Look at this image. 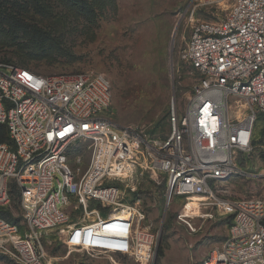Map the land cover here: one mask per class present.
Wrapping results in <instances>:
<instances>
[{"label": "built area", "instance_id": "2783aa9c", "mask_svg": "<svg viewBox=\"0 0 264 264\" xmlns=\"http://www.w3.org/2000/svg\"><path fill=\"white\" fill-rule=\"evenodd\" d=\"M218 2L232 5L221 19L195 22L178 54L197 80L182 110L171 102L164 140L111 121L103 73L45 76L0 63V124L13 145L0 143V208L15 182L22 210V225L0 218V250L17 264H53L41 238L60 228L69 251L131 254L141 215L131 208L116 218L118 183L129 187L148 169L166 177L167 204L182 198L190 208L176 216L189 232L196 220L229 218L226 238L202 264H264V198L227 200L214 189L248 176L238 158L252 151L264 114V0ZM78 144L84 170L82 154L72 162ZM69 208L83 222L71 223Z\"/></svg>", "mask_w": 264, "mask_h": 264}, {"label": "rangeland", "instance_id": "374dc122", "mask_svg": "<svg viewBox=\"0 0 264 264\" xmlns=\"http://www.w3.org/2000/svg\"><path fill=\"white\" fill-rule=\"evenodd\" d=\"M231 5L218 0H37L9 32L1 57L45 76L105 74L111 84V121L120 127L137 126L149 138L164 140L170 130L171 102L182 110L197 80L178 57L192 25L223 18ZM79 145L71 157L75 164L82 154L78 166L84 170L88 155L79 151ZM242 157L238 162L248 176L216 185L220 198H264V118L256 123L252 151ZM118 185L124 193L123 209L141 215L135 223L134 251L129 255L69 251L60 228L41 238L53 264H202L228 234V222L219 214L213 220H196V233L179 224L177 214L191 211L182 198L167 204L164 174L148 169L129 187L126 182ZM68 212L71 223L83 222L70 208ZM1 214L22 225L19 196L11 195ZM0 264L17 263L0 250Z\"/></svg>", "mask_w": 264, "mask_h": 264}, {"label": "trees", "instance_id": "16d2710c", "mask_svg": "<svg viewBox=\"0 0 264 264\" xmlns=\"http://www.w3.org/2000/svg\"><path fill=\"white\" fill-rule=\"evenodd\" d=\"M35 2H37V0H0V63L11 64L10 62L6 61V58L1 57L3 55L4 46L6 47L5 43L8 40L9 32H11L13 29H15L19 25L18 22H19V19H21V17H26L30 13V9L32 8H30L29 5ZM26 69H29V68H26ZM262 118H264V114L259 115L258 120ZM254 139H255V133H254ZM254 139H253V144H254ZM0 143L8 144L11 147L13 146L12 141L9 138V134H8V130L6 126L2 124H0ZM239 157L241 158L242 156H239ZM9 194H10V197L12 195V196H19L20 198L19 189L17 185L15 184V182L10 183ZM2 209L4 208H0V218L5 219L1 216ZM226 220L229 226V221H230L229 218H227ZM7 221L17 224L14 221H10V220H7Z\"/></svg>", "mask_w": 264, "mask_h": 264}, {"label": "bare ground", "instance_id": "6f19581e", "mask_svg": "<svg viewBox=\"0 0 264 264\" xmlns=\"http://www.w3.org/2000/svg\"><path fill=\"white\" fill-rule=\"evenodd\" d=\"M125 206L123 205V207L122 208H120L117 212H116V218L117 219H121V218H123L122 216L123 215H125L129 210H124L123 208H124ZM131 210V209H130ZM123 211H125V212H123Z\"/></svg>", "mask_w": 264, "mask_h": 264}, {"label": "water", "instance_id": "95a60500", "mask_svg": "<svg viewBox=\"0 0 264 264\" xmlns=\"http://www.w3.org/2000/svg\"><path fill=\"white\" fill-rule=\"evenodd\" d=\"M160 235H161V233H160ZM159 241H160V236H159V238H158L157 245L159 244Z\"/></svg>", "mask_w": 264, "mask_h": 264}]
</instances>
